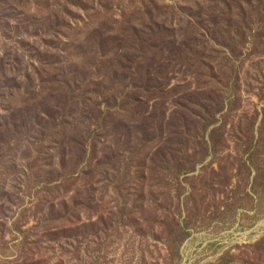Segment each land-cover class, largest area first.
I'll return each instance as SVG.
<instances>
[{"label": "rangeland", "instance_id": "1", "mask_svg": "<svg viewBox=\"0 0 264 264\" xmlns=\"http://www.w3.org/2000/svg\"><path fill=\"white\" fill-rule=\"evenodd\" d=\"M0 106V264H264V0H0Z\"/></svg>", "mask_w": 264, "mask_h": 264}, {"label": "crops", "instance_id": "2", "mask_svg": "<svg viewBox=\"0 0 264 264\" xmlns=\"http://www.w3.org/2000/svg\"><path fill=\"white\" fill-rule=\"evenodd\" d=\"M4 76V75H3ZM8 81V83L7 84H9V87L7 88V90H6V93L10 96V98H14V96H15V94H16V90H17V78H12L11 76L9 77V79L7 80ZM30 84H27L26 82H23L22 84H21V87L24 89V91H25V96L26 97H29L30 96V93H31V91H32V89L30 88V86H29ZM4 87H6V85L4 86ZM17 93H19V92H17ZM13 95V96H12ZM24 103L22 102L21 103V106L23 105ZM21 108V107H20ZM16 110H14V112H15ZM4 112H6V108L5 107H1L0 106V114L1 113H4ZM1 129V128H0Z\"/></svg>", "mask_w": 264, "mask_h": 264}]
</instances>
